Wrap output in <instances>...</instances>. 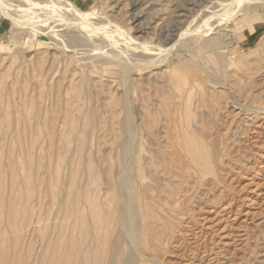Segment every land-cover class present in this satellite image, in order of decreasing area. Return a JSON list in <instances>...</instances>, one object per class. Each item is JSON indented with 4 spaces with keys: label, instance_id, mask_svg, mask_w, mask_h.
Instances as JSON below:
<instances>
[{
    "label": "rangeland",
    "instance_id": "obj_1",
    "mask_svg": "<svg viewBox=\"0 0 264 264\" xmlns=\"http://www.w3.org/2000/svg\"><path fill=\"white\" fill-rule=\"evenodd\" d=\"M0 264H264V0H0Z\"/></svg>",
    "mask_w": 264,
    "mask_h": 264
},
{
    "label": "bare ground",
    "instance_id": "obj_2",
    "mask_svg": "<svg viewBox=\"0 0 264 264\" xmlns=\"http://www.w3.org/2000/svg\"><path fill=\"white\" fill-rule=\"evenodd\" d=\"M140 47V46H139ZM142 47V46H141ZM140 47V48H141ZM130 66V65H129ZM134 66V65H133ZM133 66H131V67H133ZM126 66H124V69H126L127 70V68H125ZM121 69V68H120ZM124 69H122L123 71H124ZM130 69H132V68H130ZM120 71V70H119ZM128 71V70H127ZM131 71H134V70H131ZM120 73H122L121 75L123 76L124 74H123V72L121 71ZM125 73V72H124ZM128 73H130V72H128ZM132 73V72H131ZM120 76V75H119ZM121 77V76H120ZM129 77V76H128ZM122 79V81H123V79H125V77L124 78H121ZM127 79H125V81H126ZM128 81V80H127ZM127 87V86H126ZM216 154V153H215ZM130 180V179H129ZM129 182V181H128ZM129 186V185H128ZM136 234V233H135ZM132 243V242H131ZM136 244V243H135ZM140 259V258H139ZM115 263V262H114Z\"/></svg>",
    "mask_w": 264,
    "mask_h": 264
}]
</instances>
